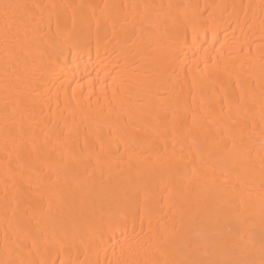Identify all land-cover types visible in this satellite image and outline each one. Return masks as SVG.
Here are the masks:
<instances>
[{
	"label": "bare ground",
	"instance_id": "1",
	"mask_svg": "<svg viewBox=\"0 0 264 264\" xmlns=\"http://www.w3.org/2000/svg\"><path fill=\"white\" fill-rule=\"evenodd\" d=\"M0 264H264V0H0Z\"/></svg>",
	"mask_w": 264,
	"mask_h": 264
}]
</instances>
